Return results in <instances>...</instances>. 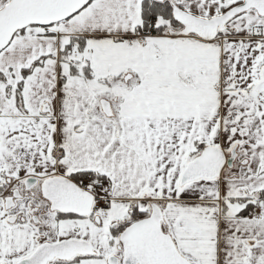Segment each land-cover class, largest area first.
Wrapping results in <instances>:
<instances>
[{
	"label": "snow or ice",
	"instance_id": "1",
	"mask_svg": "<svg viewBox=\"0 0 264 264\" xmlns=\"http://www.w3.org/2000/svg\"><path fill=\"white\" fill-rule=\"evenodd\" d=\"M0 264H264V0H0Z\"/></svg>",
	"mask_w": 264,
	"mask_h": 264
}]
</instances>
